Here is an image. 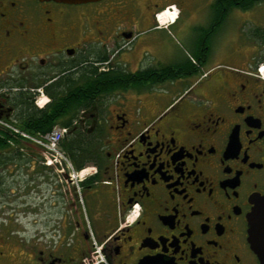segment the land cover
I'll use <instances>...</instances> for the list:
<instances>
[{"label":"flooded vegetation","instance_id":"flooded-vegetation-1","mask_svg":"<svg viewBox=\"0 0 264 264\" xmlns=\"http://www.w3.org/2000/svg\"><path fill=\"white\" fill-rule=\"evenodd\" d=\"M262 64L264 0H0V198L31 166L29 196L56 209L0 224V264H263L248 219L264 194ZM92 67L123 85L73 121L97 148L92 174L3 148L24 97L51 101Z\"/></svg>","mask_w":264,"mask_h":264},{"label":"trees","instance_id":"trees-1","mask_svg":"<svg viewBox=\"0 0 264 264\" xmlns=\"http://www.w3.org/2000/svg\"><path fill=\"white\" fill-rule=\"evenodd\" d=\"M94 70L96 69L93 67L88 68L90 73ZM141 81L140 76L134 79L137 85H140ZM121 82L119 77L112 74L96 77L91 73L81 79L69 78L68 90H52L51 101L43 107H39L32 97H24L19 128L36 133L50 131L56 125L69 127L68 134L61 141V147L70 155L78 169L83 168L97 148L90 139L73 132V121L81 109L89 107L95 101V96L100 91L112 92L123 86ZM1 132L10 138L3 142L6 151L20 150L21 147L29 151L41 150L34 144L36 148L26 146L23 143L26 139L8 127H3Z\"/></svg>","mask_w":264,"mask_h":264},{"label":"rangeland","instance_id":"rangeland-1","mask_svg":"<svg viewBox=\"0 0 264 264\" xmlns=\"http://www.w3.org/2000/svg\"><path fill=\"white\" fill-rule=\"evenodd\" d=\"M188 1L192 3V0H188ZM191 22H192V15H190V9L188 7L184 11L182 17L175 24V26L185 27L186 25L188 26L192 24ZM174 32L176 33V36H179L177 31ZM44 98L47 100V102L50 101L48 96L44 95ZM43 100H41L40 105H42L41 103L43 102ZM131 108L135 113L137 109L136 105L135 104L132 105ZM86 166H92V164L88 162L86 163ZM30 167L31 166H28L27 168H23L24 174H20V172L18 171H15L12 175L7 174L8 179H6V185H8V187L7 189H5L3 197L0 198V224L6 221L12 223L14 219H16V217H18L19 215L22 216L21 218L24 221H27L28 218L33 214L48 215L56 210L53 207V205L50 203L48 197H44L43 195L40 194L36 196L35 199L34 198L32 199L29 196V190L31 186L27 184V182H29L31 176H33V174L36 173V171L31 168L32 173L29 174ZM14 168L15 166H13L10 170H13ZM19 175L20 177H18ZM25 185H27L28 187L24 188ZM42 189L44 190L45 187L42 186ZM86 208L88 209L87 211L88 214L92 215V207L90 202L86 203Z\"/></svg>","mask_w":264,"mask_h":264},{"label":"built area","instance_id":"built-area-1","mask_svg":"<svg viewBox=\"0 0 264 264\" xmlns=\"http://www.w3.org/2000/svg\"><path fill=\"white\" fill-rule=\"evenodd\" d=\"M171 11L165 10L157 14L158 18L161 17L162 14L164 16L169 15ZM175 12V9L172 10ZM260 72L264 74V64H262L259 68ZM43 98V91L41 90V95L36 98V103L40 104ZM5 125H9L8 123L4 122ZM17 132H20L24 138L29 139L30 141L34 142L38 146L44 149L47 156H50L49 162H53L56 158H63L67 166L69 167L71 178L75 181L86 177L87 175L92 173L90 167H86L80 171H77L74 166L72 165L70 159L66 155V153L61 149L60 143L67 132V127L62 126H55L52 130L47 132H38V133H30L27 131H21L17 128H14ZM99 263L96 261L95 264Z\"/></svg>","mask_w":264,"mask_h":264},{"label":"water","instance_id":"water-1","mask_svg":"<svg viewBox=\"0 0 264 264\" xmlns=\"http://www.w3.org/2000/svg\"><path fill=\"white\" fill-rule=\"evenodd\" d=\"M66 3H86L97 0H55ZM249 239L264 264V194L254 197V206L248 214Z\"/></svg>","mask_w":264,"mask_h":264},{"label":"bare ground","instance_id":"bare-ground-1","mask_svg":"<svg viewBox=\"0 0 264 264\" xmlns=\"http://www.w3.org/2000/svg\"><path fill=\"white\" fill-rule=\"evenodd\" d=\"M160 20H161V22H165V21L167 20V18H166V16L161 15ZM43 99H44V100H43ZM43 99H42L43 102L41 103L42 106H44V105L47 103V100H46L45 98H43Z\"/></svg>","mask_w":264,"mask_h":264},{"label":"crops","instance_id":"crops-1","mask_svg":"<svg viewBox=\"0 0 264 264\" xmlns=\"http://www.w3.org/2000/svg\"><path fill=\"white\" fill-rule=\"evenodd\" d=\"M170 23L172 24V23H175V22H170Z\"/></svg>","mask_w":264,"mask_h":264}]
</instances>
